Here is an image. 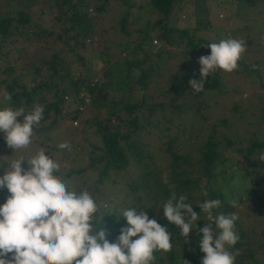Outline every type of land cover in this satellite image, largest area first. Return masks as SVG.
I'll use <instances>...</instances> for the list:
<instances>
[{"label": "trees", "instance_id": "16d2710c", "mask_svg": "<svg viewBox=\"0 0 264 264\" xmlns=\"http://www.w3.org/2000/svg\"><path fill=\"white\" fill-rule=\"evenodd\" d=\"M176 1L178 0H147L143 3H135L133 0H96V3L91 6L89 0H49L48 11L45 14L44 10L35 14L29 10L35 1L24 8L17 7L9 12L4 6V9H0V91L3 94L5 91L10 94L11 100H6L5 106L0 109L23 108L27 114L34 106L42 108L43 119L34 131L36 134L40 132L39 129L50 128L61 118L66 103L64 95H67L68 98L71 96L76 102L82 88L89 90L92 95L89 109L91 105L98 108L96 97H100L102 104L99 107L107 106L108 115L102 119L92 117L83 120L84 123H91L96 127L95 131L99 135L102 146L92 145L89 151L91 159L87 167L78 169L74 173L82 174L90 170L96 174V183L101 185L109 180L112 183L117 175L132 164L140 169L138 175L128 183L132 191L140 189L143 192L134 196V199L140 203L138 206L127 202L126 195H124L122 210L117 213L111 208L103 209L99 198L94 197L99 206L95 227L99 229L106 226L110 233L107 237L110 242H115L121 229L127 226L126 220L122 218L124 209L135 208L137 212L148 211L152 217L150 219H156L158 223L168 229L172 235L173 244L172 249L168 252L155 251V259L151 264H202V257L205 254L197 243L199 237L196 230L190 233V242L185 243V240L179 236L177 227L164 218L163 210L161 209L157 213V205L159 202L167 201L175 193L177 198L184 195L187 198L185 202L192 204L194 210L199 214L202 210L197 206L198 204L218 199L221 201V205L219 209H213L214 214H235L237 217L234 222V231L239 239L236 245L228 249L234 254L237 251L239 253L236 255L235 264H264V227L259 225V218L264 210V162L253 159V156L260 152L259 150L264 149V142L254 136L251 137L249 147L235 149L232 147L230 139L224 145L222 141L219 144V141L214 138V134L210 133L204 144L197 147V158L194 161L192 158L195 157H192L191 153L179 152L175 148L176 145L171 142L167 145L163 143L161 151L167 155L169 162L167 166L171 169L168 181L157 176L153 171L152 163H147L148 158L153 161V155L147 151L148 148H145L143 136L148 133V127H155V123L147 122L145 119L146 115H150L155 103L148 102L150 95L145 93L150 87V76L153 74L152 66L145 67L146 55L149 52L145 45L151 44L152 39L157 37L158 40L170 44H184L192 51H200L202 56H206L211 53L210 48L206 46L217 42L206 41L201 37L195 41L194 36L189 33V28L179 29L169 26L167 21ZM251 1L258 2V0ZM259 1L264 2V0ZM142 4H147L153 12L162 17L155 20L154 24H150V27L139 24L137 41H134L130 47L125 44L124 49L133 55L142 53L144 57L130 59L125 57L122 62L109 66L104 71L102 81L101 78L94 80L93 77H86L84 71L82 75L80 73V76L74 78L75 73L70 65L79 60L84 61L81 50L86 49L88 44L86 41L92 43L93 37L96 35L98 27L96 15L103 16L102 14L109 10L110 5L112 7L124 6L125 10L117 20V24L120 31L131 36L132 32L126 29L129 9L132 6L142 7ZM90 10L94 11L96 15H93ZM55 12L56 14H54ZM44 16L48 17L46 22L43 21ZM62 23L65 25L55 30L54 26ZM207 23L208 27L210 23L208 21ZM175 35L177 38L174 37ZM52 36L53 41L57 44L60 42L61 45L59 47L49 45L47 54L41 56L40 44L47 43V39ZM17 37L27 43L23 45L25 47L18 45V49L15 47L4 48L6 44L15 43L13 38ZM32 43L36 48V59L26 62L27 64L16 74V64L20 56L14 53L15 50L27 51L28 46H33ZM38 53L40 54L38 55ZM155 53L160 55L159 50ZM66 54H70L71 59H66ZM9 55L14 56L12 57L13 61L9 60ZM183 67L184 65L181 64L169 77L166 91L169 94L172 93V97H184L183 95H185L197 99L201 96H209L210 92L223 93L225 83L221 75L222 71L218 70L214 75L204 79L201 90L197 92L191 89L189 81L200 79L201 67H190L189 69ZM45 69L48 73L38 80L40 73ZM134 72L137 73L136 77L133 76ZM107 90L121 93L120 99L109 102ZM134 90H137L138 97L131 101ZM50 94L51 98L47 99V95ZM209 98L211 97L209 96ZM208 103L202 100L195 102L193 110L196 112L192 116L196 117L197 112L200 115L201 109L205 108ZM157 104L163 106L161 102ZM173 106L180 112L191 108L190 105L186 107L182 104ZM145 110H149L148 114H144ZM51 116L53 119L44 124ZM74 118L79 119L75 113L71 119ZM18 119L22 121L23 117ZM170 128H172L171 121L164 122L158 129L164 133V130ZM186 128L188 129L186 133L191 136L193 134L191 124L188 127L183 126L182 130ZM3 134L0 132V143L4 139ZM173 139L177 140L176 137ZM226 151L229 152V155L225 154ZM196 162L200 166V172L194 168ZM228 169V175H225L224 172ZM236 172H239L240 177L235 180ZM2 174L3 171L0 169V175ZM71 174L73 172L66 173V176ZM83 184L85 185L84 182ZM95 190L98 192L100 189L96 186L91 188L92 196ZM75 191L86 190L81 189L80 185ZM8 195L6 188L0 189V205L6 202ZM231 201L236 202L235 207L231 205ZM98 214L101 215L100 220ZM116 215L121 216V219L118 220ZM206 215V213H201L200 219H205ZM103 218L105 225L102 223ZM245 220L248 221V224ZM206 223L209 222L201 220L198 222V226L202 228ZM212 225L215 231V222Z\"/></svg>", "mask_w": 264, "mask_h": 264}, {"label": "rangeland", "instance_id": "374dc122", "mask_svg": "<svg viewBox=\"0 0 264 264\" xmlns=\"http://www.w3.org/2000/svg\"><path fill=\"white\" fill-rule=\"evenodd\" d=\"M34 1L35 3L29 7L33 14L39 13L41 10H44V14L47 13L49 0H0V9H4L5 6L9 12L17 7L24 8L31 5ZM133 1L143 3L147 0ZM89 3L92 6L96 3V0H89ZM124 10V6L116 5L112 7L110 5L109 10L102 14L103 16L96 15L94 11L90 10L97 17V32L92 43L86 41L88 43L86 49L80 51L84 56V61L79 60L71 63L70 67L75 73L74 78L80 76V73L82 75L84 71L86 77H93L94 80L101 78L102 81L104 71L109 66L122 62L125 57L128 59L144 57L142 53L131 54L124 49V46L127 44V47H130L134 41H137L139 24L149 25L150 27V24H154L155 20L162 16L153 12L147 4H142V7L132 6L129 9V18L126 22V29L132 32V35L129 36L120 31L117 24V20H119ZM46 18L48 17L44 16V22H46ZM207 21L210 23L208 27ZM167 24L179 29L189 28V33L194 36L195 41L200 37L206 41L217 42L221 39L236 38L246 42V48L238 61L237 68L232 72L221 73L225 83L223 93L210 92L208 95L211 98L205 95L195 99L185 95H183L184 97H172V93L169 94L166 89L169 84V77L181 64L184 65L183 68L185 69L201 67L198 63L200 57H202L201 52L192 51L184 44L175 45L160 41L157 37H154L157 41L154 42V39H152L151 44L145 45V48L149 50L146 55L145 67L152 66L153 68V74H151L149 82L150 87L147 88L145 93L150 95L148 102L155 103L154 106L156 107L153 106L150 115L148 114L149 110H145L144 114H148L145 121L155 123V127H148V133L143 136V144L145 148H148L147 151L153 155V161L148 158L147 163H152L155 174L161 176L165 181L169 180L171 169L167 166L169 164L167 155L161 151L163 143L167 145L171 142L176 145L175 148L179 152L191 153L192 157H195L192 158L194 161L197 158V147L204 144L210 133L214 134V138L219 141V144L222 141L224 145L230 139L231 145L235 149L249 147L251 137L254 136L259 141L264 142V2L259 0L258 2L251 0H178L173 6ZM63 25L65 23L56 24L54 28L58 30ZM156 27L159 29L158 26ZM174 37L177 38L176 35ZM13 42L15 43L6 44L4 48L15 47V49H18L20 45L27 44L19 37L13 38ZM49 45L59 47L61 44L60 42L58 44L54 42L52 36L47 39V43L40 44L41 56L47 54L50 48ZM157 50L160 51V55L155 53ZM35 51L34 44L28 46L27 51L15 50L14 53L20 56L16 64V74L27 64L26 62L36 59ZM12 57L14 56L9 55L10 61H13ZM65 57L71 59L70 54H66ZM47 73L46 69L43 70L38 80L42 79ZM133 76L136 77L137 73L134 72ZM107 92L109 102L120 99L121 93L112 90H107ZM90 96L92 97L91 93ZM137 97V90H134L130 100L134 101ZM50 98L51 94L47 95V99ZM96 100H98V108L91 105L88 112L78 115V125H74L71 121V115L75 112V104L73 98L69 96L63 107L61 118L50 128L39 129L40 132L34 133L32 143L27 149H20L13 153V149L9 148L5 139H3L0 143V156H3L0 157V164L12 159H19L21 156L31 158L36 152L44 149L48 151L46 153L48 155H51V152L54 153V158L61 165V172L56 173V175L61 176L71 189L76 190L80 185L81 189L89 193H91L90 189L95 188V186L100 189L98 192L95 190L93 197L99 198L103 209L109 210L111 208L119 213L123 207L124 195H126L127 202L138 206L140 203L134 199V196L143 192L140 189L132 191L130 185L128 186L131 179L133 180L140 171L134 164L117 175L112 183L109 180L101 185L96 183V174L90 170L82 174L74 173L78 169L87 167L91 159L89 151L92 145L102 146L99 135L95 131L96 127L91 123L83 122L84 119L92 117L102 119L108 115V107L105 105L99 107L102 104L100 97H96ZM200 100L209 103L201 109L200 115L197 112L196 117H193L192 114L196 112L193 110L195 109L194 103ZM5 101L3 93L0 91V107L5 106ZM158 102L163 103V106L157 104ZM175 104H182L186 107L190 105L191 108L190 110L187 108L185 112H180L173 106ZM178 113L179 116H177ZM52 119L53 116L44 124L49 123ZM170 121L172 128L161 133L158 128L164 122L168 123ZM189 124L193 129L191 136L186 133L187 128L182 130L183 126L188 127ZM35 129H37V126H35L34 131ZM155 135H157L156 138H154ZM175 137L177 140L173 139ZM63 142H68L71 149H59L58 145ZM259 151H264V149ZM225 154L229 155V152L226 151ZM242 160L244 159L242 158ZM227 164H230V162H227ZM23 166L28 167L26 161ZM194 168L200 172L198 162L195 163ZM2 171L4 172V169ZM69 172H73V174L66 176V173ZM228 172L229 169L224 174L228 175ZM239 177V172H236L234 179H239ZM148 215L149 218H152L150 214ZM98 216L100 220L101 215L98 214ZM211 223H214V221ZM259 225L264 227V210H262L259 218Z\"/></svg>", "mask_w": 264, "mask_h": 264}, {"label": "clouds", "instance_id": "9594fccd", "mask_svg": "<svg viewBox=\"0 0 264 264\" xmlns=\"http://www.w3.org/2000/svg\"><path fill=\"white\" fill-rule=\"evenodd\" d=\"M206 47L211 53L198 61L200 79L189 81L191 89L197 92L203 80L218 70L232 72L237 68L246 42L228 38ZM3 99L11 100V95L5 91ZM77 102L74 101V113L79 115ZM89 107L82 114L88 112ZM42 119L43 109L38 106L27 114L23 108L0 109V132L4 133L13 153L31 145L34 128ZM75 119L78 121L77 118L71 121ZM58 148L70 150L71 145L63 142ZM47 152L41 149L31 158L21 156L0 164V169H4L0 175V189L6 188L9 193L6 202L0 205V264H151L155 251L172 249V235L168 229L156 219H150L148 211L137 212L135 208L123 210L122 218L127 226L121 229L115 242H110L108 228L95 227L99 206L94 197L88 191L71 189L56 175L61 172V165L54 153L48 155ZM253 159L264 162V151ZM25 161L27 168L23 166ZM186 199L184 195L177 198L173 193L167 201L159 202L157 213L163 210L164 218L177 227L185 243L190 242L189 235L196 230L197 243L205 254L202 264H235L239 253L228 249L239 239L234 231L236 215L214 214L213 209H219L221 201L213 199L197 205L201 213L207 214L205 219H200L201 213L186 203ZM231 205L235 207L236 202L231 201ZM201 220L209 223L200 228L198 222Z\"/></svg>", "mask_w": 264, "mask_h": 264}, {"label": "built area", "instance_id": "2783aa9c", "mask_svg": "<svg viewBox=\"0 0 264 264\" xmlns=\"http://www.w3.org/2000/svg\"><path fill=\"white\" fill-rule=\"evenodd\" d=\"M156 40H154L155 42ZM80 98V100H79ZM64 99L68 100V96L64 95ZM77 113H82L87 110L88 106L90 105L91 96L90 92L87 89L82 88L79 92V95L77 96ZM74 125H78V121L75 119L73 121Z\"/></svg>", "mask_w": 264, "mask_h": 264}]
</instances>
